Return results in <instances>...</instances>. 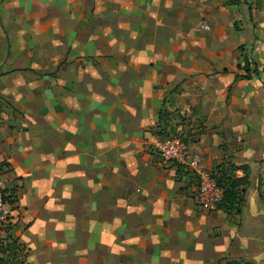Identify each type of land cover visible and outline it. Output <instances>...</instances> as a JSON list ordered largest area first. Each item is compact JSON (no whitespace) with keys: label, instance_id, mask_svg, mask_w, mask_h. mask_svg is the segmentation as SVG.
Returning <instances> with one entry per match:
<instances>
[{"label":"rangeland","instance_id":"obj_1","mask_svg":"<svg viewBox=\"0 0 264 264\" xmlns=\"http://www.w3.org/2000/svg\"><path fill=\"white\" fill-rule=\"evenodd\" d=\"M56 1L24 0L18 11H7L10 32L0 38V72L5 76L0 83L1 169L19 175L14 188H22L29 174L16 172L13 154L18 162L27 157L44 162L63 148L61 137L85 136L98 150V155L85 156L97 161V200L89 205L90 212L80 214L91 199L76 203L65 188L50 190L49 169L33 174L30 164V189L37 193L21 203L18 225L2 228V264H95L111 253L113 243L116 248L131 245L134 264L158 242L170 244L193 233L203 246L205 264H264L253 257L254 242L264 236L241 231L235 212H225L227 230L208 229L219 220L197 204L194 174L153 156L155 144L169 136H181L193 147L206 135L202 118L194 120L203 114L199 106H214L216 116L231 120L264 116V0H187L186 7L180 0V9L161 14L168 20L164 27L149 23L146 13L141 30L134 20L119 18L118 11L109 10L112 16L106 11L121 0H93L91 7L85 0H71L70 11ZM162 5L169 8L166 0ZM91 17L99 18L100 38L85 34L82 24ZM136 34L144 38H132ZM248 54L262 77L235 79ZM225 68L228 74L222 72ZM124 140L130 149L111 152ZM222 144L228 149L236 143ZM202 168L215 171L216 166ZM146 178L155 184L172 181L180 199L164 206L151 202L147 211L129 203L126 214L124 192L134 191L131 184ZM111 179L129 183L112 187L117 191L113 195ZM113 200L121 218H111ZM116 226L125 230L114 238L111 228Z\"/></svg>","mask_w":264,"mask_h":264},{"label":"crops","instance_id":"obj_2","mask_svg":"<svg viewBox=\"0 0 264 264\" xmlns=\"http://www.w3.org/2000/svg\"><path fill=\"white\" fill-rule=\"evenodd\" d=\"M23 1L24 0H0V38H3L4 35L7 38L5 30L10 32V28L8 29L5 23L8 9L11 8L12 10H14L15 8V11H18L19 6ZM121 1L122 2L119 3H111L106 11H118L119 18L124 17L129 21L134 20L136 24H134V21L133 24L139 26L140 30L144 26V24L141 22V19L145 16L146 13L149 17V23L152 22L151 24H153L154 26H162L165 22V15H161L163 11H171L175 7H178L180 9L182 5L180 3V0H166V4H168L167 7L169 8L163 9L162 4L164 0ZM56 2L59 3L67 11L74 9V6L70 4L71 0H58ZM92 3L93 0H85V4H87L88 7H91L92 5L90 4ZM187 5V0H185L183 6L186 7ZM77 7L78 6H76V8ZM100 9L101 8H98L97 12ZM111 11H109L108 14L111 15ZM103 15L101 17H104ZM90 20L91 22L86 23V26L82 24L84 29H86L85 34L89 38H100L101 33L99 30V18L94 19L91 17ZM172 22L173 21H171L170 24L173 26L174 23ZM166 30L169 31L168 29ZM82 34L83 33H81V35ZM132 38L144 37L142 34H136ZM4 78V74L0 72V83ZM199 108L203 109V114H200V116L194 118V120L198 118L200 119L201 117V125H204L207 128V133L205 135L206 137L203 136L202 139H200L198 142H195L193 144V147L190 144L193 157L198 161L200 167L207 166L208 168H212L213 166H217L222 163H232L236 166L249 167L250 184L246 193L244 194L245 207L242 211V215H237V217L240 220L241 231H246L248 235L254 237L264 236V116H259V118H257L256 120H253L250 117L236 118L234 120H231L227 117L216 116V108L214 106L212 110L203 108V106H199ZM61 138L62 139L60 140V143L64 145L63 148H61L59 153L48 156L44 162L42 160H35L34 162H31L32 158L30 157L24 158L18 162L15 161V154H13V157L11 158L12 166L16 170V172L19 173L22 170L29 175L28 180H25V184L23 185V187H19L17 189L14 187H16L15 181L19 175L17 176L16 174H14V172L9 173V176L11 175L13 177L10 186L14 189L17 195V199L14 207L13 222L8 226H3L0 224V241L6 235L2 228H14L22 220V213L24 211L21 203L28 202L30 201L31 197L33 199V197L36 196V190L34 189V191L32 192L31 190L33 188L30 189V185L34 181L32 178V175L35 173L34 171L39 172L49 169V180H47L49 182H47V185H51L50 190L56 191L55 188L57 187H59V189L61 190L65 188L66 191L64 192L67 193L70 198L74 199V202L76 203H78V200L88 201L91 199L90 202L88 201L84 203V207L81 209L80 214L81 212L84 214L90 212L89 205H92L91 203H96L98 190H96L95 187L99 182L94 178L93 173L95 172L94 167L96 166L94 164L97 161L91 158V160L87 159L85 158V156L98 155V150L95 149L92 141L90 142L91 144L89 143V138L85 136H77L76 134L73 137L72 134H70L69 137H66V141L65 138ZM224 140H227L228 143L233 141L236 144L230 146L228 149H225V146H222ZM128 145H130L129 142H126V140H124L122 146H116L112 149L111 152L116 153L119 151L118 149H121L122 152H125L126 150L130 149ZM65 147L68 150H64ZM153 154L154 158L158 160V162L163 164L160 158L155 154L154 149ZM57 158H59V160ZM30 164H33V169L30 168ZM46 164L49 165L45 169L42 168L37 170L36 167ZM30 169L32 170L33 174L29 173ZM84 171L87 172V174ZM174 172L175 170L173 169L172 175L174 174ZM44 173H46V171ZM169 182L170 184L162 182L155 184L151 178L135 181L133 185L131 184V186L134 187V191L126 190L124 192L123 201L125 202L124 208L126 209L124 210V212L127 214L129 210H131L130 204L142 206L147 211V207H150L149 203L151 202H159L160 204H163V206L165 205V203L170 204V202H178V200L180 199V193L178 190L179 188L176 187V184H173L172 181L169 180ZM37 183L38 181L36 182V184ZM127 183L129 182L111 179V194L117 195V191L113 190L112 187H125L127 186ZM33 186L34 183L31 187ZM168 188L170 189L166 190ZM130 198L134 199V201L128 200ZM117 204L118 202L116 200H113L111 206L113 208L115 207V210H113L111 218H121L118 214L119 207ZM212 214L213 216L216 215V217H218L219 222L213 223L212 226L208 227V229L214 231L215 226H221V230L225 231L230 227L229 225L224 226V222L225 220H227V214L223 210H214ZM231 228L236 232L238 231L237 229H239L237 225L233 224L231 225ZM124 230L125 228L120 229L116 226L113 229L111 228V235H113L115 238L116 236L124 233ZM197 235L198 234L193 233L191 235H188V237L181 241L179 239L177 241L173 240V242L170 244H164V241L161 243L158 242L154 247L148 249L149 253L146 255L145 259L138 260L137 262L135 261L134 264H205V260L200 257L203 246L200 245V242H197ZM32 242H34V240ZM112 243L113 241L111 242V244ZM254 244L256 245L257 252L253 254V257H255V259L257 257V260L261 262L264 260V239L258 238L257 241L254 242ZM131 247V245L127 247L125 245H123L122 247L121 245L116 248V245L113 243L111 245V253H108L106 256H104L102 258V262H98L95 264H133V258L131 256V253H129ZM90 250L92 249L90 248ZM217 251L221 250L217 249ZM0 258H2L1 252ZM0 264H2L1 261Z\"/></svg>","mask_w":264,"mask_h":264},{"label":"built area","instance_id":"obj_3","mask_svg":"<svg viewBox=\"0 0 264 264\" xmlns=\"http://www.w3.org/2000/svg\"><path fill=\"white\" fill-rule=\"evenodd\" d=\"M154 152L163 163H174L186 172L191 171L194 174L192 179L197 180L198 183L194 189L197 204L208 212L217 209L223 200L225 189L219 185L216 171L199 166L198 161L193 157L189 142L181 136L172 135L157 142ZM243 175V171L236 172V176ZM11 181L9 174L0 167V224L3 226L10 225L14 218L17 195L12 196Z\"/></svg>","mask_w":264,"mask_h":264},{"label":"trees","instance_id":"obj_4","mask_svg":"<svg viewBox=\"0 0 264 264\" xmlns=\"http://www.w3.org/2000/svg\"><path fill=\"white\" fill-rule=\"evenodd\" d=\"M244 46H241V50H244ZM238 72L234 74L235 79H241L245 81H250L254 78L260 79L262 73L259 72L258 66L255 65V68L252 66L250 55L246 57V64L242 66L239 64L237 66ZM223 73H229L228 69H224ZM241 72H244L243 74ZM231 92V87L228 90V96ZM162 119V112H160ZM165 129L168 127V122H163ZM233 165V166H232ZM2 168V164H0ZM242 170L243 176H236L235 172ZM215 171L218 173V183L225 189L224 197L222 202L218 205L217 209L223 210L224 212L231 215L235 214L242 215V207L245 204L244 194L246 193L250 180H249V167L247 166H236L232 163H222L219 166H216ZM12 196H16L14 189L12 190ZM16 200V199H15ZM3 258H0V261L3 262Z\"/></svg>","mask_w":264,"mask_h":264}]
</instances>
